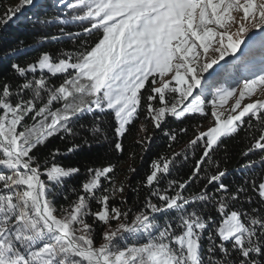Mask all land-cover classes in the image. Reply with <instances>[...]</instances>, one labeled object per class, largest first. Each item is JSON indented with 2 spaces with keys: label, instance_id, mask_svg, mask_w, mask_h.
<instances>
[{
  "label": "snow or ice",
  "instance_id": "obj_1",
  "mask_svg": "<svg viewBox=\"0 0 264 264\" xmlns=\"http://www.w3.org/2000/svg\"><path fill=\"white\" fill-rule=\"evenodd\" d=\"M34 6L35 0H20L0 22ZM35 22L60 25L53 41L97 39L75 52L14 60L19 82L0 81V264H264V176L245 180L257 197V206L245 209L254 202L247 188L232 190L223 180L228 170L211 158L245 117L250 128L255 119L260 134L243 155L264 153V54L257 64L250 50L240 62L250 75L235 86L202 83L253 30L264 33V0H64L62 12ZM21 54L23 48H13L5 55ZM209 108L211 126L197 131L185 150L151 161L138 186L148 190L142 204L128 205L131 185L114 179V165L88 167L79 187L69 188L66 182L81 169L60 163V149L42 160L37 152L54 136L70 140L66 151L76 152L81 131L107 139L111 128L114 150L122 153V138L142 109L137 143L151 144L149 123L175 142L176 133L164 130L168 120L207 115ZM86 117L90 127L80 123ZM198 147L202 155L188 179L171 178L182 153L186 161V150L194 155ZM258 164L264 156L241 167ZM197 180L203 188L185 195ZM69 193L74 199L57 208V197L68 200Z\"/></svg>",
  "mask_w": 264,
  "mask_h": 264
},
{
  "label": "trees",
  "instance_id": "obj_2",
  "mask_svg": "<svg viewBox=\"0 0 264 264\" xmlns=\"http://www.w3.org/2000/svg\"><path fill=\"white\" fill-rule=\"evenodd\" d=\"M40 3H36L34 7H26L23 11V15L19 18L13 17L6 25L0 22V81H12L14 80L13 71L10 67L11 63L15 60L21 64L33 62L42 51H49L51 53H58L61 51H77L81 49L82 42L86 41L89 46L94 45L97 39V35L91 37H80L76 40H70L67 38L53 41L52 36L59 35L58 24H51L49 26H42L36 23V19H50L57 13L63 11L64 0H38ZM20 0H0V21L5 17L6 13H10V10L19 4ZM59 5V6H58ZM29 17L31 19H29ZM78 28L68 27L66 32L78 31ZM43 37H47L46 41L37 44L38 40H42ZM31 46V47H29ZM13 48H23L24 54L18 56L5 55ZM240 66V64H238ZM230 79L232 75L228 73ZM218 82V80H216ZM216 82V83H217ZM221 83V82H220ZM220 85V84H219ZM150 87V81L146 83V90H142L144 96L148 95L147 89ZM210 108L207 110V115L196 114L187 118L169 119L168 123L164 125L165 131H173L177 135L175 142L170 141L169 137L164 134V131H153L151 124L149 123V133L152 134V142L150 145H141L137 143L140 138L139 125L145 118V111L142 109L139 112L138 118L132 123L127 130L126 135L122 138L123 152L114 150V137L112 135L113 129H107V139L104 135L92 137L88 131H81L79 137L75 143L82 144L79 151L68 153L66 150L71 147L70 140H62L60 136H54L50 138L46 145L40 147L37 152L40 159H44L54 149H60L63 156L59 157V162L64 165L78 166L81 169L80 175L68 180L67 186L79 187V181L85 178V172L88 167H100L106 165H114V179L119 183L124 181L127 185H131L130 188H126L125 196L129 206L136 204H142L147 194L146 188L138 187L140 182L149 171V165L153 159L158 158L161 155L172 156L174 152H182L185 150V146L188 141L195 137L198 128L207 120L210 115ZM245 123L241 126L238 133L231 137L223 138L219 143V146L211 154L213 160H217L220 163L221 168H226L227 174L223 178L224 183L229 185L232 190H235L237 186L244 185L247 188L248 195L252 197L253 203L251 205L245 203L243 208L250 209L256 207L255 193L252 191L250 184H245V180H251L255 177L264 176V165H257L253 169H243L241 166L249 160L259 161L264 153L259 150H254L247 156L243 153L254 143L255 139L259 137L260 125L251 120L252 127H249V118L245 117ZM81 124L90 127L91 117H86L80 122ZM180 129H187V133H181ZM87 139L88 143L84 144L83 141ZM145 148L147 150L145 151ZM187 151V160L184 159L182 153L180 159L177 161L176 166L172 170L171 178L177 179L181 182L187 180L192 173V169L196 160L202 155V148L198 147L193 155L192 151ZM136 169L135 172H129V167ZM204 167H208L204 165ZM204 181H195L187 187L185 195L198 192L204 186ZM216 185H209L208 191L213 192ZM243 198V197H242ZM74 197L69 193L68 200H65L62 196H58L56 199V207L67 206L69 200ZM60 214L59 212L57 213ZM214 218L219 220V216L214 211L210 213ZM91 222V220L89 221ZM207 236V233H205ZM102 242L100 236V229H97L96 243ZM205 246L208 244V240L204 239Z\"/></svg>",
  "mask_w": 264,
  "mask_h": 264
},
{
  "label": "rangeland",
  "instance_id": "obj_3",
  "mask_svg": "<svg viewBox=\"0 0 264 264\" xmlns=\"http://www.w3.org/2000/svg\"><path fill=\"white\" fill-rule=\"evenodd\" d=\"M40 3L38 0H35V4ZM250 50L252 53L251 58L259 64L262 54H264V33H261L260 30L256 29L253 32L246 36L244 42L240 45V48L236 53H230L228 56H225L223 60L219 61L218 64L213 65L207 73L204 74V82H218L217 86H235L238 81H242L244 78L248 77L250 74L244 70V66L241 61L247 62L246 58L250 57ZM240 64V66H238ZM228 73L233 76L232 79L229 78ZM221 82V83H220ZM220 84V85H219ZM211 97L209 96V99ZM253 98H245L242 101L244 103L251 102ZM234 102V99H230L228 105L229 107ZM213 117L211 114L207 120L198 128V131H205L207 127L211 126Z\"/></svg>",
  "mask_w": 264,
  "mask_h": 264
}]
</instances>
